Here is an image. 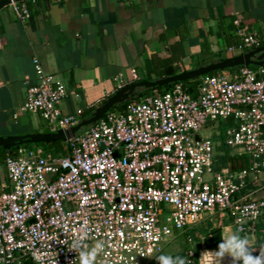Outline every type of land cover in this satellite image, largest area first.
Masks as SVG:
<instances>
[{
    "label": "built area",
    "instance_id": "obj_1",
    "mask_svg": "<svg viewBox=\"0 0 264 264\" xmlns=\"http://www.w3.org/2000/svg\"><path fill=\"white\" fill-rule=\"evenodd\" d=\"M13 6L19 20L30 18L24 2ZM234 24L243 48L261 47L257 35ZM33 66L36 82L25 83L13 118L38 115L51 133L75 126L82 110L66 115L60 107L67 96L78 95L46 73L38 59ZM139 97L83 128L62 154L36 146L5 155L0 264H80L71 246L84 235L89 246L103 245L94 264H146L164 253L177 232L214 213L227 214L242 235L254 233L264 200L237 195L248 175L256 179L264 169V66L204 75L194 96L175 83L162 94ZM217 120L230 123L225 145L252 163L205 180L212 172L213 145L200 132ZM205 252L197 254L198 264H218ZM193 257L190 249L184 258L190 263ZM229 263L228 257L221 261Z\"/></svg>",
    "mask_w": 264,
    "mask_h": 264
},
{
    "label": "crops",
    "instance_id": "obj_2",
    "mask_svg": "<svg viewBox=\"0 0 264 264\" xmlns=\"http://www.w3.org/2000/svg\"><path fill=\"white\" fill-rule=\"evenodd\" d=\"M24 3L30 13L26 21L17 18L13 5L0 9V138L51 133L38 115L27 113L13 118L23 104L25 83L36 82L35 58L46 73L78 95L77 99L67 96L63 100L62 113L73 115L80 108L92 115L122 87L157 81L171 77V71L174 76L249 52L235 35V21L264 42V0ZM158 88L137 91L147 96L148 92H158ZM164 91L165 88L155 95ZM89 117H80L79 121ZM251 163L250 156L237 151L222 169L240 172ZM237 196L264 200V169L256 179L248 175L245 188ZM232 230L235 228L227 214L207 215L182 233L187 246L169 255L183 253L185 257L191 249L193 258H197L200 251L215 252L221 238ZM246 237L256 249L253 255H259V248H264V211L254 233ZM146 264H156V260Z\"/></svg>",
    "mask_w": 264,
    "mask_h": 264
},
{
    "label": "water",
    "instance_id": "obj_3",
    "mask_svg": "<svg viewBox=\"0 0 264 264\" xmlns=\"http://www.w3.org/2000/svg\"><path fill=\"white\" fill-rule=\"evenodd\" d=\"M25 1L28 0H16L15 3ZM15 3H5L0 6V9L9 5H13ZM240 66H264V47H259L245 54L234 56L218 63L210 64L204 67L197 68L195 70L180 73L171 77H166L157 81L140 82L127 85L119 89L113 96L108 98L102 106L96 109L91 117L79 121V123H77L73 127L58 130L55 133H35L22 136H9L6 138H0V148L10 150L11 148L22 145L49 144L53 142L66 143L68 140H70V138L74 137L83 128H86L100 120L104 116V114H106L114 106L140 96V93H138L137 89L154 90L158 87H163L168 84L181 83L202 77L213 72L223 71Z\"/></svg>",
    "mask_w": 264,
    "mask_h": 264
},
{
    "label": "clouds",
    "instance_id": "obj_4",
    "mask_svg": "<svg viewBox=\"0 0 264 264\" xmlns=\"http://www.w3.org/2000/svg\"><path fill=\"white\" fill-rule=\"evenodd\" d=\"M87 236L84 235L75 240L71 246V252L79 257L80 264H94L96 257L103 250V245L99 242L92 246L86 242ZM221 243L218 245V250L215 252H205L203 254L212 255L217 258L218 264L228 257L231 264H264V248H259V255H253L256 251L251 247V242L248 237L241 234L240 229H235L221 238ZM156 264H189L182 256H172L161 254L154 257Z\"/></svg>",
    "mask_w": 264,
    "mask_h": 264
},
{
    "label": "rangeland",
    "instance_id": "obj_5",
    "mask_svg": "<svg viewBox=\"0 0 264 264\" xmlns=\"http://www.w3.org/2000/svg\"><path fill=\"white\" fill-rule=\"evenodd\" d=\"M160 90H164V87L160 88L159 91ZM158 92L151 91V92H148L147 95L148 94L155 95ZM139 99L140 97L139 98L137 97L134 100L137 101ZM112 109L113 108H111L110 111ZM34 120L37 121L36 118H34ZM41 123L45 126V129H47V125L45 121L41 120ZM229 124L230 123H228V121L226 120H217L215 122H210V123L208 122L206 126L203 127L202 131L200 132V135L202 137L210 138L212 145H213L212 172L210 174L204 175L205 180H209L210 178L215 176V174L219 173L220 170L226 166L227 159L237 155V151H239L238 149H233L225 145V140L227 137V130L228 128H230ZM47 132H48V129H47ZM80 132L81 131H79V133ZM36 146L37 145L35 144H30L27 146V148L32 149ZM5 175H6L5 168L3 166V163L0 161V176L5 177ZM167 215H168L167 213L163 215L164 220L166 219ZM175 236L176 238L172 240L171 243L165 247L164 254L169 255L187 246L186 237L182 235V232H177Z\"/></svg>",
    "mask_w": 264,
    "mask_h": 264
},
{
    "label": "trees",
    "instance_id": "obj_6",
    "mask_svg": "<svg viewBox=\"0 0 264 264\" xmlns=\"http://www.w3.org/2000/svg\"><path fill=\"white\" fill-rule=\"evenodd\" d=\"M263 46H264V42L261 43V47H263ZM250 67L253 69L255 68L254 66H250ZM233 69H235V68H233ZM233 69H231V70H233ZM172 75H173L172 71L168 73V76H172ZM198 81H199V79L195 78V79H192L189 81L181 82V84L183 85L184 91L186 93L194 96ZM170 86H171V84L164 86V88H165L164 92L168 91L170 89V88L168 89V87H170ZM158 89H160V88H158ZM125 104H126V102L121 104V105L114 106L112 110H121ZM90 115H91V111L87 112V113H83L81 115V117L86 118V117H89ZM27 146L28 145L17 146V147L11 148L10 150H5V149L0 148V161L3 162V159H4L6 154H13V152H17L19 148H21V147L27 148ZM37 146L43 147V149L46 152H50L54 155L64 153L65 148H66V144L62 143V142H53V143H49V144H37ZM27 149H29V148H27ZM177 255L184 257L183 253H177L173 256H177ZM189 264H197V258L196 257L192 258Z\"/></svg>",
    "mask_w": 264,
    "mask_h": 264
},
{
    "label": "bare ground",
    "instance_id": "obj_7",
    "mask_svg": "<svg viewBox=\"0 0 264 264\" xmlns=\"http://www.w3.org/2000/svg\"><path fill=\"white\" fill-rule=\"evenodd\" d=\"M16 0H0V6L5 3H15Z\"/></svg>",
    "mask_w": 264,
    "mask_h": 264
}]
</instances>
